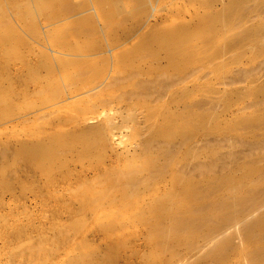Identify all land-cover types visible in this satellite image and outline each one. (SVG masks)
Instances as JSON below:
<instances>
[{
    "label": "rangeland",
    "instance_id": "obj_1",
    "mask_svg": "<svg viewBox=\"0 0 264 264\" xmlns=\"http://www.w3.org/2000/svg\"><path fill=\"white\" fill-rule=\"evenodd\" d=\"M98 1L0 0V264H264L249 260L264 241L234 226L219 254L198 234L193 248L180 232L159 233L168 214L156 203L171 171L158 142L144 144L157 112L192 121L205 110L212 126L187 124L190 144L169 146L190 145L191 178L262 165L264 124L244 120L264 115V0H145L138 10L123 0L120 14ZM229 11L231 24L221 16ZM177 27L187 28L185 42L195 33V48L174 61L163 32ZM155 35L161 47L147 41ZM130 161L156 169L128 183L118 174Z\"/></svg>",
    "mask_w": 264,
    "mask_h": 264
},
{
    "label": "bare ground",
    "instance_id": "obj_2",
    "mask_svg": "<svg viewBox=\"0 0 264 264\" xmlns=\"http://www.w3.org/2000/svg\"><path fill=\"white\" fill-rule=\"evenodd\" d=\"M40 1H41V4L49 5L50 3H52L53 0H40ZM43 1L45 3H43ZM69 1L70 0H63V2L65 3L62 2L63 4L61 3L60 7H63L66 4L68 8L69 6H74V4L75 5L77 4L75 2L73 3V1L75 0H72L70 2ZM103 1H106V0H103ZM107 1H110L114 5V11H111V12L120 14V13H123L124 10H126L124 9L123 0H107ZM135 1H137V6H135L136 9L137 8L144 9L145 0H135ZM242 1L244 0H236L235 3L239 5L241 4ZM98 2L100 3L101 1L99 0ZM110 2H108L109 5L111 4ZM90 3L91 2H89L88 4ZM235 3H231V5L228 6V8L231 10H234V6H236ZM41 4H38V5L40 6ZM109 5L108 7H110ZM41 7L43 8V5H41ZM44 7H45L44 9H46V7L48 6H44ZM72 8L70 10H72L73 12L74 11L73 9L76 7H74L73 9ZM88 8L90 9L91 7H88ZM28 9H30L29 6H28ZM131 9L133 13L134 11H136L133 8ZM70 10H67V12ZM61 12L62 11H60V13ZM82 12L80 11L79 13L81 14ZM230 12L231 11H229L228 14H225V12H222L223 14L221 13V16L223 15L224 18L228 19L227 21H229V23H230V17L228 16L231 15L233 11L231 12V14ZM85 13H82V14L85 15ZM91 14L92 13L90 12V15ZM54 15H55V12H54ZM109 15H112V13L109 12ZM216 15H219V14L217 13ZM69 16H73V14H70ZM69 16L67 18H69ZM81 19L82 17L79 20ZM84 21L88 22L86 20ZM84 21L82 20V22ZM69 26H71V24ZM186 29H187L186 27H177L171 30H164L163 32L164 38L170 44V50L168 51V55L174 61L175 60H178V61L185 60L187 59L189 52H190L189 55H191V53L194 52L195 47L190 45L189 42L192 40L190 37L193 36L195 38V33L194 34L190 33L191 35L189 37V41L185 42V39L187 38V34H188V31ZM82 30L84 29H81L78 31H80L82 34H85L83 33ZM78 31L76 30L77 33H79ZM85 31L86 30H84V32ZM170 31L172 32V37L168 35ZM162 38L163 36L155 35V36L148 38L147 41L155 42L157 43L158 47H161ZM77 44L79 43L77 42ZM70 51L72 52V50ZM73 60L74 59H72V62ZM86 60L85 62L88 61ZM76 61H74L75 63L73 62V65L76 64ZM86 70L89 71V69H85V71L81 70V72L82 73L84 72L83 74H85L87 73ZM91 70H93V67ZM77 72L79 73V71ZM182 77H184V73ZM91 80H93V78ZM104 100L105 99H103V102ZM204 111L205 110H202L199 112L201 113L200 118H193L192 121L187 119L186 116L183 114V112H177L178 115L177 114L171 115L167 113L163 114L162 112H157L163 117L160 122L154 125H153V118L149 120L148 122L149 126L148 128L147 127L146 128H147L149 135L151 133L152 135L151 137L148 136V138L144 141V144L147 146V149H149L150 148L149 145L152 146V144L155 141L158 142V145L155 146L156 152L160 159L158 161L161 162V167L169 168V170L171 171V183H173V185L171 186L170 190L165 191L163 194H161L158 197V200L156 203L157 209L160 208L162 209V211H164L165 214H168V218L166 220L162 221L161 223L159 222L157 225L155 224L156 227H158L159 231L161 230V232L159 233L163 235H172L176 232H180L183 235L182 236L183 241L192 245L193 248H195V246L191 239L193 235L198 234L201 236V238L211 241V245L208 247V253L219 254V250L232 237V234L227 235V231H225L226 228H228L229 226H232V227L234 226L235 229H237L238 232H241L242 233L241 235L244 237H247L253 240L264 241V186H258L260 182L264 181V158L262 160L263 163H261L262 165L258 164V166L256 167L253 166V167L248 168V167H245V165L243 167L241 164L236 163L235 165L231 167L223 166V168H221V170L223 171H221L220 175L218 176L216 174L211 173L213 171L212 170V171H208L209 174H205L198 179L191 178L192 174H190V171H189L190 168L189 170L187 169L188 168L187 166H189L187 162L193 159V155L190 152V145L188 146V149L186 152L180 150L181 149L180 147H182L181 143L183 141H185V145H188L190 144L193 138V135L192 134L188 135L189 132L186 131L187 124L193 125L196 128L205 127L206 125L209 127L212 126V123L210 121V118H211L210 115L208 116V113ZM108 113L106 114L107 115L106 116V120H107L106 128L108 132L110 133V135L112 137H115L116 131L114 130V127H116L117 124L114 121V116H113L114 114H112L113 112L111 113L112 115L111 114L108 115ZM181 117L182 118L185 117V121H180L179 119ZM245 120L244 122H247L248 120H251V121L258 120L259 122H261L259 123V125H262L264 124V115L248 117V119L245 118ZM249 122L250 121H248V123ZM250 125L252 124L250 123ZM102 134L104 133L101 130L97 132V135L101 138H102ZM173 139L181 140V141L179 140L180 145H178L180 147L175 146L173 148H169ZM211 153L215 154V151L212 149ZM146 162H147V159H146ZM182 165H184V167L186 165L187 168L186 167L185 169L182 168ZM147 169H156V166L149 165L147 166ZM147 169L143 165L138 166L130 161L129 166L125 169L120 170L118 176L125 179L128 183H131V182L136 181L137 177L143 178L144 176H146ZM143 170L145 171L137 175L138 172L143 171ZM247 185H252L254 187L250 189H245V186ZM231 230L234 231L233 228H231ZM221 256H224V253H221ZM262 256H264V243L262 246L260 245L259 249L255 250V252H253L250 255L249 260L258 259V258H261Z\"/></svg>",
    "mask_w": 264,
    "mask_h": 264
}]
</instances>
